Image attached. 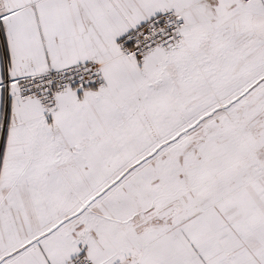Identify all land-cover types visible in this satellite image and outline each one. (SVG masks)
I'll list each match as a JSON object with an SVG mask.
<instances>
[{"label": "snow or ice", "instance_id": "1", "mask_svg": "<svg viewBox=\"0 0 264 264\" xmlns=\"http://www.w3.org/2000/svg\"><path fill=\"white\" fill-rule=\"evenodd\" d=\"M0 264H264V0H0Z\"/></svg>", "mask_w": 264, "mask_h": 264}]
</instances>
